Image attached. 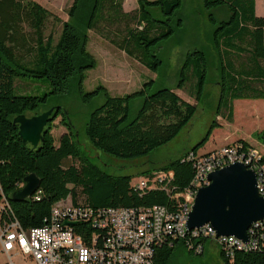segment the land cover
Returning <instances> with one entry per match:
<instances>
[{"label":"trees","instance_id":"1","mask_svg":"<svg viewBox=\"0 0 264 264\" xmlns=\"http://www.w3.org/2000/svg\"><path fill=\"white\" fill-rule=\"evenodd\" d=\"M123 1L73 0L67 10L69 20L61 22L54 18L61 23V32L55 41L51 34L44 35L45 23L53 17L45 8L33 1L0 0V220L16 221L25 230L39 228L48 222L52 207L66 199H70L75 207L88 208L93 212L106 208L147 209L153 206L176 211L173 195L183 193L191 186L195 169L187 155L190 152L196 155L205 146L212 131L219 128L216 121L189 152L157 169L172 172L170 188L175 189L171 195L159 189L138 191L131 187L134 177L130 175L106 174L83 150L68 114L60 108L53 111L56 116L47 123L36 148L22 143L18 125L13 123L18 115H38L36 111L40 105L50 96L64 93L70 80L75 78L79 81L83 103L100 94L104 97L102 105L89 115L84 132L88 145L103 155L123 160L146 157L152 150L168 144L190 122L197 107L182 100L171 89L151 92L152 82L117 97L111 96L103 86L90 92L82 91L84 72L96 66L95 58L87 50V33L90 30L100 32L150 71L156 72L161 65L154 48L174 33L173 17L182 6V0H137L135 14L123 12ZM201 2L204 9L220 10L223 16L220 20L209 16L210 23L215 25L210 45L223 82L217 116L223 111L230 122L235 100H264V17L256 15L255 0ZM120 24L123 27L117 32L121 37L105 28ZM181 26V20H177L176 27ZM207 66L205 53L197 50L188 54L179 73L176 88L181 90L188 81L192 82V96L197 104L206 85ZM19 79L41 80L48 84L49 90L42 96L28 95L18 88L17 82H22ZM133 101H140V107L135 117L130 119ZM59 116L66 133L55 144L53 122ZM254 137L264 144V132L256 133ZM238 141L248 145L243 140ZM67 160L76 164L64 166ZM146 173L144 176L150 177L151 173ZM30 174L39 180L36 190L41 192L39 199L13 202L10 199L12 193ZM77 189L83 196L82 201L77 198ZM68 225L86 244H90L94 234L99 240L106 235L90 220ZM189 241L205 246L209 240H192L187 236L173 240L172 244L165 243L156 248L154 264H170L174 250L180 244L187 249L189 256L202 257L205 247L202 254L196 255L188 250ZM217 252L220 264H264L262 244L256 250L236 251L232 260L226 259L218 249Z\"/></svg>","mask_w":264,"mask_h":264},{"label":"rangeland","instance_id":"2","mask_svg":"<svg viewBox=\"0 0 264 264\" xmlns=\"http://www.w3.org/2000/svg\"><path fill=\"white\" fill-rule=\"evenodd\" d=\"M33 1L49 11L53 17L49 18L44 27V35H52L56 41L61 32V22L69 20L67 10L72 5L73 0H22ZM256 15L264 17V0H255ZM123 12L135 14L137 10V0H124L122 3ZM217 20L223 18L220 10L204 9L201 0H182V6L176 10L173 17L172 26L174 33L167 39L161 41L158 47L154 48V53L161 61V65L156 72L150 71L133 58L127 56L123 51L114 46L108 39L104 38L100 32L90 30L87 33V50L95 58L96 66L84 72V81L81 89L83 92H90L99 86L105 87L111 96H123L132 93L142 87L147 82H152L150 91L159 89H171L182 100L195 105L196 113L190 122L172 139L168 144L152 150L146 157L135 160H123L106 156L94 151L85 139V127L89 115L104 101L102 94L92 98L90 102L83 103L80 97L79 81L77 78L70 80L66 91L62 94L50 96L47 101L40 105L36 113L39 115L50 109L60 108L68 114L70 122L74 125L76 135L83 150L91 158L94 164L102 169L106 174L113 176H133L132 183L139 179H144L146 171L150 176H156L157 169L168 161L177 159L189 152L203 138L210 125L216 121L219 128L214 129L208 142L203 148L198 150L199 155L230 145L238 140H243L253 146L262 156H264V144L258 141L254 135L264 132V100H235L232 103L233 117L229 122L226 113L223 111L217 116V104L221 93L223 82L221 71L216 60L214 51L210 45V38L215 25H212L209 16ZM177 20H181L182 26L176 27ZM129 25L136 26L132 22ZM119 26H105L112 34H121L117 29ZM104 30V28H103ZM202 50L206 57L208 66L206 68V85L204 86L198 104L192 96V82H187L181 90L176 88L179 80L181 68L190 53ZM234 60V58H232ZM17 82L20 91L28 95L42 96L48 92L49 86L43 81H33L29 79H19ZM25 83V84H24ZM27 84V85H26ZM140 107V101H133L130 105L129 118L135 117ZM31 116L32 113H27ZM61 117H57L53 122L52 135L55 144L59 137L66 133L65 127L60 124ZM75 163L67 160L64 166ZM76 164V163H75ZM79 201L83 200L80 189L76 190ZM2 204L0 203V208ZM202 257L189 256L187 249L183 245H177L170 264H220L217 248L211 246L207 241ZM6 258L0 254V264ZM17 264H34L33 262L15 258Z\"/></svg>","mask_w":264,"mask_h":264},{"label":"built area","instance_id":"3","mask_svg":"<svg viewBox=\"0 0 264 264\" xmlns=\"http://www.w3.org/2000/svg\"><path fill=\"white\" fill-rule=\"evenodd\" d=\"M187 156L193 163L195 176L189 188L173 195L176 211L153 206L147 209L106 208L93 212L75 207L70 199H66L52 207L48 222L39 228L25 230L16 221L1 219L0 254L6 258L1 264H17L14 259L19 257L34 264H154L157 247L187 236L192 240L206 238L228 260L233 259L236 251L256 250L260 244L264 245V233L261 232L264 219L248 229L247 244L235 237H216L210 225L190 232L185 228L192 194L209 184L208 174L230 164L246 163L253 168L258 194L264 199V156L241 141L202 155L190 152ZM172 178V172L159 171L156 176L139 179L135 184L131 181V187L138 191L159 189L171 195L175 189L170 188ZM40 195V191H35L30 198L38 200ZM89 220L94 227L106 232L104 239L99 240L94 234L90 244H86L68 225ZM187 246L196 255L204 251V245L199 242L192 244L189 241Z\"/></svg>","mask_w":264,"mask_h":264},{"label":"water","instance_id":"4","mask_svg":"<svg viewBox=\"0 0 264 264\" xmlns=\"http://www.w3.org/2000/svg\"><path fill=\"white\" fill-rule=\"evenodd\" d=\"M59 108L39 115H18V136L23 144L36 148L42 140L43 130ZM208 185L198 189L186 220L190 232L210 225L216 237H235L247 244L248 229L264 219V199L259 196L253 171L241 163H234L208 174ZM34 174L23 179V185L12 193L13 202H23L39 188Z\"/></svg>","mask_w":264,"mask_h":264},{"label":"bare ground","instance_id":"5","mask_svg":"<svg viewBox=\"0 0 264 264\" xmlns=\"http://www.w3.org/2000/svg\"><path fill=\"white\" fill-rule=\"evenodd\" d=\"M241 164H243V163H241ZM243 165H245L249 170H251L249 167H248V165H246V164H243ZM251 171H253V170H251ZM206 186V185H205ZM197 193V192H196ZM196 193L194 194V196H193V200H194V197H195V195H196ZM193 200H192V203H193ZM188 213H189V211H186V220H187V216H188Z\"/></svg>","mask_w":264,"mask_h":264},{"label":"crops","instance_id":"6","mask_svg":"<svg viewBox=\"0 0 264 264\" xmlns=\"http://www.w3.org/2000/svg\"><path fill=\"white\" fill-rule=\"evenodd\" d=\"M255 10H256V4H255ZM203 154V153H202Z\"/></svg>","mask_w":264,"mask_h":264}]
</instances>
